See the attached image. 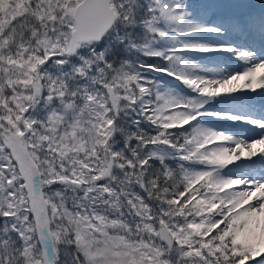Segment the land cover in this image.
<instances>
[{
	"label": "snow or ice",
	"instance_id": "obj_1",
	"mask_svg": "<svg viewBox=\"0 0 264 264\" xmlns=\"http://www.w3.org/2000/svg\"><path fill=\"white\" fill-rule=\"evenodd\" d=\"M0 264H264V0H0Z\"/></svg>",
	"mask_w": 264,
	"mask_h": 264
}]
</instances>
